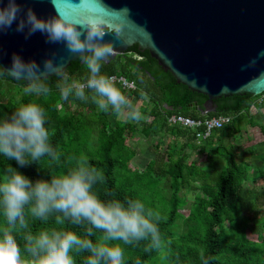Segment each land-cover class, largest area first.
<instances>
[{
    "label": "trees",
    "instance_id": "1",
    "mask_svg": "<svg viewBox=\"0 0 264 264\" xmlns=\"http://www.w3.org/2000/svg\"><path fill=\"white\" fill-rule=\"evenodd\" d=\"M67 71L78 81H84L88 75L79 58ZM101 74L134 81L136 88L131 90L116 84L129 99L148 97V104L140 109L146 117L142 129L130 120H116L111 125V112L100 111L91 101L62 100L56 88L59 79L56 76L49 77L52 91L48 97L26 95L23 92L26 82L0 77V121L21 105L39 104L47 114L50 142L61 153L59 164L44 157L24 167L0 154V178L11 165L33 183L40 179L50 181L51 176L65 174L75 166L73 157L86 156L105 176L103 183L93 187L101 200L126 203L139 199L146 205L147 200L141 197L143 190L167 195L159 198L165 197L169 209L159 222L164 246L160 251L146 253L148 241L137 246L122 245L125 264H135L137 259L141 264H202L201 255L213 257L210 264H264V139L246 147L229 142L241 132L244 122L259 126L264 135V114L259 110L252 113L253 107H264L258 101L264 92L223 96L214 100L213 110L207 111L208 95L179 83L149 50H142L137 44L109 57L103 62ZM172 114L196 119L232 115L233 120L198 143L196 131L169 123ZM156 124L172 132L176 141L167 144L163 151L157 143L155 157L143 169L132 168L130 162L138 151L128 141L140 131L150 136ZM185 136L188 141L180 144L178 139ZM190 145H196L199 156L207 153L206 165L188 162L186 148ZM183 189L187 192L181 193ZM193 189L198 193L190 202L189 213L182 214L181 208L189 203L187 193ZM181 221L185 225L183 231L178 230ZM28 222L33 234L56 228L75 231L82 238L90 226L87 223L76 226L68 221L57 224L54 216L44 223L29 215ZM3 224L4 217L0 214V226ZM94 232L96 235L87 238L96 243L102 233L96 229ZM249 233L257 239L250 238ZM17 241L23 250L22 234L17 235ZM89 255L73 253L76 264H85Z\"/></svg>",
    "mask_w": 264,
    "mask_h": 264
},
{
    "label": "clouds",
    "instance_id": "2",
    "mask_svg": "<svg viewBox=\"0 0 264 264\" xmlns=\"http://www.w3.org/2000/svg\"><path fill=\"white\" fill-rule=\"evenodd\" d=\"M80 4L87 5L88 0H80ZM121 11L127 12V9ZM13 25L17 33L24 34L25 40L40 33L48 44L63 43L86 66L88 75L83 82L73 79L66 66L54 60L55 53L41 65L35 59L26 60L13 52L8 66L0 63V77L26 82L23 88L26 95L48 97L52 91L49 77L56 76L59 78L56 88L64 101L70 98L91 101L102 112L117 116L126 113L130 121L140 122L144 118L114 78L101 74L103 62L115 51L114 44L104 37L108 33H115L116 37L120 34L103 5L99 10L82 7L75 16L57 10L55 15L43 18L31 7L25 10L19 0H0V35ZM46 122V111L39 104L18 107L0 121V154L21 167L44 157L59 164L61 153L50 142ZM72 159L75 166L65 174L51 176L50 181L40 179L33 183L11 165L5 170L0 178V214L4 217V224L0 226V264H76L73 253L81 252L90 254L85 264H125L122 245L137 246L141 241H148L146 253L162 249L160 213L139 199L126 203L101 200L93 187L105 181L103 172L86 156ZM29 215L44 223L54 216L57 224L68 221L76 226L85 223L90 226L85 229L84 238L75 231L56 228L33 234L29 229ZM94 229L102 233L96 243L87 238L96 235ZM21 234L23 250L17 241V235ZM212 259L201 255L202 264H210ZM135 264L141 261L137 259Z\"/></svg>",
    "mask_w": 264,
    "mask_h": 264
},
{
    "label": "water",
    "instance_id": "3",
    "mask_svg": "<svg viewBox=\"0 0 264 264\" xmlns=\"http://www.w3.org/2000/svg\"><path fill=\"white\" fill-rule=\"evenodd\" d=\"M26 10L48 18L59 10L76 15L82 7L107 9L117 29L105 41L114 44V54L137 44L170 71L179 83L208 95L207 111L223 96L264 92V0H19ZM127 9V12L121 10ZM78 18V16H77ZM36 33L25 40L15 25L0 35L8 66L13 52L26 60L43 63L52 57L67 68L78 59L63 43L48 44ZM254 62V63H253Z\"/></svg>",
    "mask_w": 264,
    "mask_h": 264
},
{
    "label": "rangeland",
    "instance_id": "4",
    "mask_svg": "<svg viewBox=\"0 0 264 264\" xmlns=\"http://www.w3.org/2000/svg\"><path fill=\"white\" fill-rule=\"evenodd\" d=\"M132 102L139 108L141 109L142 105L148 104V97H134L131 98ZM259 102L264 103V96L262 98L258 99ZM261 111L264 114V107H253L252 113H256L257 111ZM141 111V110H140ZM140 122H135L139 128L142 127L144 120L146 119L145 116ZM109 120L110 124L113 125L116 120H129L127 118L126 113L122 114L120 116H117L115 113H110L109 114ZM162 134V133H161ZM150 135V136H145V135H136L134 138L130 139L128 143L131 145L135 146L137 148V155L131 160L130 165L132 168H139L143 169L147 163L155 157V150L154 147L156 146L157 143L161 146L162 151L165 150L167 144L174 143L176 139H173L171 135ZM186 138L182 137L178 140L179 143H183ZM264 139V135L260 129L259 126H252L250 124H247L244 122L242 124L241 132L237 134V136L232 141L233 143H239L243 145L244 147L257 143L261 140ZM178 143V144H179ZM197 147L196 145H190L189 147L186 148V152L188 154V162L195 161L199 165H206L207 162V153L203 154L202 156L198 155L197 152ZM123 181V177H121ZM247 185L250 187L252 186L251 182H247ZM260 185H263L260 183ZM186 189H183L181 193H186ZM198 193V190H191L190 192L187 193V199L189 203L181 208V213L187 215L189 213V208H190V202L194 199V196ZM167 196L166 194H162L160 192H155L150 189V191H145L141 193V197L146 201V205L149 208H152L154 211H158L160 215H165L168 212V204L165 199V197L160 200V197ZM263 209H264V200H263ZM185 229V225L183 221L180 222L178 226L179 231H183ZM250 238L257 239L256 235L253 234H248Z\"/></svg>",
    "mask_w": 264,
    "mask_h": 264
},
{
    "label": "built area",
    "instance_id": "5",
    "mask_svg": "<svg viewBox=\"0 0 264 264\" xmlns=\"http://www.w3.org/2000/svg\"><path fill=\"white\" fill-rule=\"evenodd\" d=\"M110 77H113L115 83H119L126 90L136 88L135 82L128 80L124 76L111 75ZM232 120V115H219L204 119H196L183 114H172L168 117L170 124L181 125L186 128L194 129L196 131V140L198 142L204 138L210 137L215 129L227 126Z\"/></svg>",
    "mask_w": 264,
    "mask_h": 264
},
{
    "label": "crops",
    "instance_id": "6",
    "mask_svg": "<svg viewBox=\"0 0 264 264\" xmlns=\"http://www.w3.org/2000/svg\"><path fill=\"white\" fill-rule=\"evenodd\" d=\"M140 129H142V127L140 128ZM194 130V129H193ZM216 130V129H215ZM140 131V130H139ZM195 131V130H194ZM162 133V134H161ZM174 135V134H172V132L171 133H168V132H166L165 130H163L159 125H155V127H154V129L151 131V133H150V135ZM135 135H145V134H143V132H137ZM184 138H186L185 139V141H188V138L185 136ZM198 142V141H197ZM198 143H200V142H198Z\"/></svg>",
    "mask_w": 264,
    "mask_h": 264
}]
</instances>
